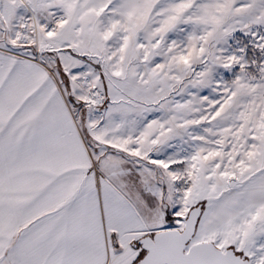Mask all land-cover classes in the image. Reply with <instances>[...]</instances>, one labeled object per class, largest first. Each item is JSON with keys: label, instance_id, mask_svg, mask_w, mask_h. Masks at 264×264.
<instances>
[{"label": "snow or ice", "instance_id": "snow-or-ice-1", "mask_svg": "<svg viewBox=\"0 0 264 264\" xmlns=\"http://www.w3.org/2000/svg\"><path fill=\"white\" fill-rule=\"evenodd\" d=\"M0 264H264V0H0Z\"/></svg>", "mask_w": 264, "mask_h": 264}]
</instances>
